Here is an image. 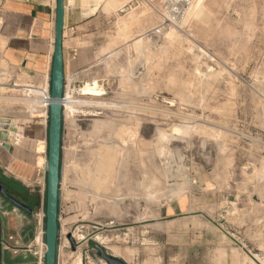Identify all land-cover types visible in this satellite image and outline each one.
Wrapping results in <instances>:
<instances>
[{"label":"rangeland","instance_id":"1","mask_svg":"<svg viewBox=\"0 0 264 264\" xmlns=\"http://www.w3.org/2000/svg\"><path fill=\"white\" fill-rule=\"evenodd\" d=\"M125 1L100 60L66 80L63 189L85 228L76 238L112 250L172 230L182 262L264 264V0H205L191 24L173 18L171 0ZM0 91L13 99L0 100V127L35 147L26 112L40 105ZM172 210L183 214L167 219ZM67 237L63 264H107L94 248L72 255Z\"/></svg>","mask_w":264,"mask_h":264},{"label":"crops","instance_id":"2","mask_svg":"<svg viewBox=\"0 0 264 264\" xmlns=\"http://www.w3.org/2000/svg\"><path fill=\"white\" fill-rule=\"evenodd\" d=\"M136 6V1L128 3ZM125 0H64L63 58L65 84L68 75H82L94 68L101 58V50L111 29L124 17ZM57 0H3L0 5V56L23 83L39 87L50 86L55 51ZM31 140L18 144L12 127H0L8 132L9 148H0V181L8 193L26 205L30 212L16 207L0 194V264H44L43 245L46 229L47 151L49 118L44 113L33 118ZM64 134V131H63ZM26 139L25 136H23ZM30 137V135H29ZM41 138L39 141L38 138ZM16 142V143H15ZM63 142V141H62ZM15 143V144H14ZM45 145L40 154L38 145ZM61 156L59 198V254L57 264H63L67 247L63 235L79 228V215L71 214L67 192L63 189L64 172ZM45 159V167L39 160ZM28 170V171H27ZM25 172V173H24ZM38 173V174H37ZM26 175V176H25ZM28 177V178H27ZM23 178V179H22ZM36 179V180H35ZM31 180V181H29ZM183 213L167 212V219L176 220ZM164 235V236H161ZM172 230L151 237L140 236L130 245H117L107 253L126 264H188L182 255L171 252ZM156 236V237H155ZM163 237V238H162ZM82 261L92 257L89 242H78ZM182 257V258H181ZM184 259V258H183ZM102 264V262H97Z\"/></svg>","mask_w":264,"mask_h":264},{"label":"water","instance_id":"3","mask_svg":"<svg viewBox=\"0 0 264 264\" xmlns=\"http://www.w3.org/2000/svg\"><path fill=\"white\" fill-rule=\"evenodd\" d=\"M63 31H64V0H57V19L55 26V51L53 57V70L50 83V97L52 102L49 107V138L47 151V191H46V229H45V253L44 264H57L59 254V198L61 181V156L63 140L64 119V58H63ZM8 132L0 130V148H9L7 144ZM0 194L12 202L16 207L30 212V209L11 196L4 184L0 181ZM71 251L76 252L78 245L71 235L67 237ZM93 248L107 264H126L122 260L107 253L105 248L97 243Z\"/></svg>","mask_w":264,"mask_h":264},{"label":"built area","instance_id":"4","mask_svg":"<svg viewBox=\"0 0 264 264\" xmlns=\"http://www.w3.org/2000/svg\"><path fill=\"white\" fill-rule=\"evenodd\" d=\"M3 0H0V5ZM194 0H171L170 8L172 10L173 18H180L183 14V8H188L190 6V2ZM4 88H16L19 89L23 96L25 97V100L29 103H32L33 105L38 104L40 106H37V108H32L29 112L33 116V118L38 117L37 115L41 114L39 112V108L41 107V111L45 114L46 118H49V98L50 97H42L39 96L38 92L42 91V87L36 86L34 84L29 83H23L21 80H19L15 73L7 66L5 65L4 61L2 60V57L0 56V89ZM67 83L65 84V90H64V100L66 99V93H67ZM48 96H50V86L48 85ZM64 106V105H63ZM64 112H65V106H64ZM84 227H79L75 230L73 234H71L72 238L76 241L78 244L79 240L76 238V234H83L84 233ZM84 239V238H83Z\"/></svg>","mask_w":264,"mask_h":264},{"label":"bare ground","instance_id":"5","mask_svg":"<svg viewBox=\"0 0 264 264\" xmlns=\"http://www.w3.org/2000/svg\"><path fill=\"white\" fill-rule=\"evenodd\" d=\"M168 1V0H167ZM164 2H165V0H164ZM208 2V1H207ZM162 3H163V1H162ZM167 4H168V2H166ZM169 3H171V1H169ZM166 4V5H167ZM164 6H165V4H164ZM163 6V7H164ZM151 7H153V6H151ZM170 7V6H169ZM168 7V8H169ZM216 7V6H215ZM165 8V7H164ZM171 8H172V6H171ZM156 10V9H155ZM159 10V9H158ZM171 10V9H170ZM183 15L179 18V20L182 22V23H187V21H189V23L191 24V22L190 21H192V20H197V21H199L200 20V17L201 16H203V15H205V14H207V11H209L208 9H207V7H206V5H205V0H194L193 2H192V5L190 6V8H183ZM150 11V10H149ZM149 11H148V13H149ZM147 12V11H146ZM145 12V13H146ZM151 12V11H150ZM168 12V11H167ZM156 14V13H155ZM162 14H164V12L162 13ZM161 14V15H162ZM147 16V15H146ZM160 16V15H159ZM171 16V15H170ZM144 17V16H143ZM142 17V18H143ZM156 17V16H155ZM183 18V19H182ZM157 19H159V18H157ZM164 19V18H163ZM165 19H166V22L167 21H169V20H167V17H165ZM169 19V18H168ZM178 20V21H179ZM173 21H175V20H173ZM157 22V21H156ZM165 22V21H164ZM170 22L171 21H169V24H170ZM180 22V23H181ZM160 23V22H159ZM173 23V22H172ZM171 23V24H172ZM161 25H162V22L160 23ZM189 24V25H190ZM173 25V24H172ZM162 27V26H161ZM173 27V26H172ZM164 27H162L161 29H163ZM174 28V27H173ZM188 28V27H187ZM176 29V28H175ZM175 29H170V32H167V33H165V35H166V37H168V38H170V39H176V37L177 36H180L178 33H177V31L175 30ZM184 29V28H183ZM188 31V30H187ZM186 31V32H187ZM263 31H264V29H263ZM166 32V31H165ZM184 33V32H183ZM146 34V33H145ZM144 34V35H145ZM178 34V35H177ZM190 35V34H189ZM208 35V34H207ZM188 36V35H187ZM192 36V35H191ZM189 37V36H188ZM187 37V38H188ZM167 38V39H168ZM205 39V38H204ZM192 40V39H191ZM188 41V40H187ZM208 41V40H207ZM139 42H141V40L139 41ZM173 41H171L170 43H172ZM140 44V43H139ZM169 45V44H168ZM169 47V46H168ZM172 47V46H171ZM174 47V46H173ZM194 47H196L198 50H199V52L201 53V54H204L206 57L208 56V57H210L211 59H213L207 52H208V50H207V52L205 51V50H203L202 48H200L201 46H199V47H197V46H194ZM195 49V48H194ZM196 50V49H195ZM193 51V50H192ZM142 52V51H141ZM143 54H144V56H145V53L144 52H142ZM212 54V53H211ZM143 56V57H144ZM195 56H197V55H195ZM195 56H193V57H195ZM209 59V58H208ZM210 59V60H211ZM146 61V60H145ZM199 62V61H198ZM152 68V67H151ZM150 72V71H149ZM149 75V74H148ZM258 75V74H257ZM150 76V75H149ZM151 77V76H150ZM149 77V78H150ZM150 81L152 80V79H149ZM263 80V79H262ZM4 90V89H3ZM0 92H2V91H0ZM43 92V91H42ZM41 91L40 92H38V94H40V93H42ZM81 92H83V93H85V94H90V93H99L100 92V90H99V88H98V86L97 85H93V86H90V85H86L85 86V88L84 89H82L81 90ZM6 93V92H5ZM4 95V94H3ZM262 97V96H261ZM24 99V98H23ZM0 100H3V101H7V100H11V101H13V99L11 98H0ZM15 100V99H14ZM17 100V99H16ZM26 101V100H25ZM8 102V101H7ZM16 102V101H15ZM19 102V101H18ZM52 102V99H51V97L49 98V104ZM23 103H24V101H23ZM38 105V104H37ZM29 106V105H28ZM30 107V106H29ZM37 107V106H36ZM133 107H135V106H133ZM136 109V108H135ZM180 116V115H179ZM183 116V115H182ZM181 116V117H182ZM186 118V117H185ZM184 119V118H183ZM188 119H190V118H188ZM187 119V120H188ZM192 120V119H191ZM195 121V120H194ZM185 123V122H184ZM189 124H191V123H189ZM185 125V124H184ZM192 125H195V124H192ZM186 126H188V125H186ZM186 126H183V127H181V130H194L193 128L191 129V128H189V127H186ZM190 126V125H189ZM191 127V126H190ZM196 127V126H195ZM197 129V128H196ZM188 133V132H187ZM189 134V133H188ZM22 138H24V137H21V136H16L15 137V140L17 139V141L18 142H20L21 140H22ZM15 144V143H14ZM38 149V148H37ZM36 152H38L39 154H40V151H36ZM28 171V170H27ZM25 173V172H24ZM38 174V173H37ZM26 176V175H25ZM28 178V177H27ZM23 179V178H22ZM36 180V179H35ZM29 181H31V180H29ZM81 260V258L78 260V264H81L80 261Z\"/></svg>","mask_w":264,"mask_h":264},{"label":"flooded vegetation","instance_id":"6","mask_svg":"<svg viewBox=\"0 0 264 264\" xmlns=\"http://www.w3.org/2000/svg\"><path fill=\"white\" fill-rule=\"evenodd\" d=\"M8 192V191H7Z\"/></svg>","mask_w":264,"mask_h":264}]
</instances>
